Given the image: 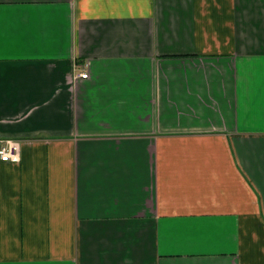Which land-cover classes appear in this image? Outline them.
Segmentation results:
<instances>
[{"label":"crops","instance_id":"crops-1","mask_svg":"<svg viewBox=\"0 0 264 264\" xmlns=\"http://www.w3.org/2000/svg\"><path fill=\"white\" fill-rule=\"evenodd\" d=\"M2 140L0 264H264V0H0Z\"/></svg>","mask_w":264,"mask_h":264},{"label":"built area","instance_id":"built-area-1","mask_svg":"<svg viewBox=\"0 0 264 264\" xmlns=\"http://www.w3.org/2000/svg\"><path fill=\"white\" fill-rule=\"evenodd\" d=\"M79 77L87 78L88 73L83 71ZM21 144L15 140H2L0 141V160L4 162L18 163L21 160Z\"/></svg>","mask_w":264,"mask_h":264}]
</instances>
